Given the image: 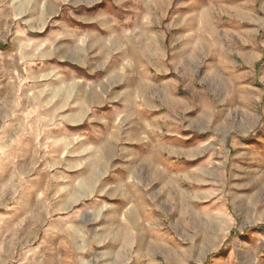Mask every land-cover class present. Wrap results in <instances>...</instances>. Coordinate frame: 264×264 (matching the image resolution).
I'll return each instance as SVG.
<instances>
[{"label":"rangeland","instance_id":"374dc122","mask_svg":"<svg viewBox=\"0 0 264 264\" xmlns=\"http://www.w3.org/2000/svg\"><path fill=\"white\" fill-rule=\"evenodd\" d=\"M0 264H264V0H0Z\"/></svg>","mask_w":264,"mask_h":264}]
</instances>
